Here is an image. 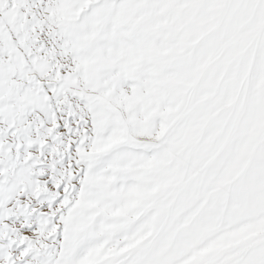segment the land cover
<instances>
[{"label": "snow or ice", "instance_id": "obj_1", "mask_svg": "<svg viewBox=\"0 0 264 264\" xmlns=\"http://www.w3.org/2000/svg\"><path fill=\"white\" fill-rule=\"evenodd\" d=\"M0 264H264V0H0Z\"/></svg>", "mask_w": 264, "mask_h": 264}]
</instances>
